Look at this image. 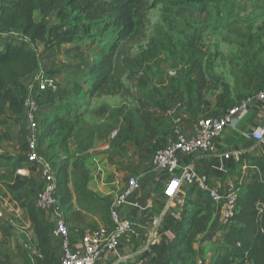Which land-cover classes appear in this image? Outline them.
Segmentation results:
<instances>
[{"label":"trees","instance_id":"1","mask_svg":"<svg viewBox=\"0 0 264 264\" xmlns=\"http://www.w3.org/2000/svg\"><path fill=\"white\" fill-rule=\"evenodd\" d=\"M157 2L150 5L147 0H0V35L5 37L0 44V144L13 141L8 130L10 125L7 115L11 113L17 117L23 116L25 97L22 93L25 87L20 84V80L32 76L39 65L32 45L40 41L46 43L47 47H62L73 44L76 39V34L72 33L59 35L58 31H51L49 34L45 25L35 21L36 12L48 17L57 11L59 16L64 17L66 11L71 10L84 15L91 23L100 22L104 31L110 28L117 31L111 48L89 68L84 80L73 82L75 96L86 95L93 100L130 95L131 88L127 86L126 80L133 83V87L143 89L149 83L147 74L152 73L153 69L161 73L165 55L174 57L182 52L187 59V96L191 101L195 96L197 103L193 102V108L196 112H202L203 107L208 104L206 92L212 89L208 73L212 66L204 34L211 24L214 29L219 28L223 17L221 5L211 0H160L163 4V17L169 22V31L156 32L146 46L140 47V53L134 58L123 54L128 44H139L146 38L144 26L147 13L157 7ZM259 10L260 8H255V11ZM246 11L247 8L239 9L236 21L245 22L247 18H241V14ZM177 20H182L186 27H176ZM89 29L87 26L86 31ZM11 32H18L27 41L12 42L11 36L6 34ZM48 35L54 37L53 42L47 43ZM158 83H164V79L161 77ZM260 85L264 87V82ZM16 91L19 92L18 96L15 95ZM228 94L226 92L219 96L218 110L207 117H221L235 105L228 99ZM146 97L141 99L134 114L123 106L100 108L94 115L109 117L110 120L106 123L102 121L96 125L88 124L87 111L76 114L73 118L68 114L49 117L39 124V146L58 139L61 148L69 151L73 141L75 153L84 155L93 149L98 140L109 143L114 151L124 150V145L129 142L142 147L147 141H156L157 144L151 150L153 154L165 146L166 132L163 133V129L170 106L165 100L155 99L153 102ZM196 117L199 116L196 114ZM117 130V134L111 139L113 132ZM25 145L26 148L22 151L26 154L28 145ZM251 161L261 173V179L255 178L250 185L237 190V209L232 223L234 228L224 230V235L217 244L218 254L210 264H264V161L256 158ZM55 171L57 192L63 212H66L73 207L69 165L64 164L57 169L55 166ZM81 181H85L83 174ZM25 186L26 182L18 176L7 188L14 200L28 210L35 228L38 239L36 263L60 264L53 255L51 229L40 219L37 203L25 202L21 198L20 194ZM216 210V204L207 194L196 186L188 187L184 214L177 234L169 244L163 264H194V261L186 263L182 258H197L196 243L209 230ZM137 234L140 237L137 246L145 245L147 232L138 228ZM0 264H13V261L10 256L1 254Z\"/></svg>","mask_w":264,"mask_h":264},{"label":"crops","instance_id":"2","mask_svg":"<svg viewBox=\"0 0 264 264\" xmlns=\"http://www.w3.org/2000/svg\"><path fill=\"white\" fill-rule=\"evenodd\" d=\"M26 79L20 80V84L25 87L22 93L24 97L29 93ZM15 95L18 96L19 92L16 91ZM257 95L254 93L252 96L248 114L234 128L224 131L212 154H197L183 160L184 166L206 174L210 185L217 188L222 195L232 186L238 190L250 185L255 178L261 179V173L251 161L255 158L264 161V142H257L251 137L252 132L264 128V101L259 100ZM193 100L195 99L192 98L190 103L188 98V105L181 110L178 107L169 108L163 129V133L166 132L165 145L177 132L185 135L195 133L197 117ZM7 116L10 129L14 131L17 128L20 131L18 124L22 122L21 117L11 113ZM117 132L118 130L113 132L111 139ZM12 138L13 141L16 139L15 133ZM11 143L0 144V192L3 196L0 201V255L10 256L13 264H37L35 257L38 253V239L35 228L28 210L14 200L7 186L13 184L16 177H21L26 182L20 194L21 198L25 202L36 203L44 182L36 167L27 163L23 151L17 154L9 152ZM156 144V141H147L142 147H137L129 142L124 145V150L114 151L109 143L104 142L101 145L96 143L84 155L76 154L74 149L72 157L65 156L68 152L64 149L57 153L55 161L59 163L56 169L64 164L69 165L73 207L63 212V219L75 244L80 242L82 235L88 230L110 229L111 203L125 188L129 179L135 178L139 183L132 199L138 206L126 205L120 209V213L132 222L133 231L119 242L115 252L106 255L99 264H163L162 259L167 256L169 244L176 236L184 214L189 186H183L172 200L166 197L169 176L156 170L152 164L151 150ZM76 160H79L77 164ZM82 174L85 181H81ZM216 215L213 214L209 230L196 243L198 262L203 260L210 264L218 254L217 244L224 235V230L234 228L233 224L222 226ZM39 217L52 232L50 210L39 209ZM155 218L159 220L157 226L152 224ZM138 228L147 232L145 245L137 246L140 242ZM50 241L53 255L60 261L61 240L51 234Z\"/></svg>","mask_w":264,"mask_h":264},{"label":"rangeland","instance_id":"3","mask_svg":"<svg viewBox=\"0 0 264 264\" xmlns=\"http://www.w3.org/2000/svg\"><path fill=\"white\" fill-rule=\"evenodd\" d=\"M211 1L220 3L223 17L218 29H214L211 24L204 34L206 50L212 66L208 72L212 81V89L206 92L208 104L203 107L202 112H196L198 118L207 117L218 110L221 94L229 93L228 99L232 100L234 104H238L252 98L254 93L258 94L263 89L260 84L264 82V0ZM147 2L150 5L155 2L158 4L156 8L150 9L147 13L144 26L146 38L139 44L130 43L126 46L123 54L131 58L140 53V47L146 46L156 32L169 31V22L163 17L162 2L160 0H147ZM230 7H234L233 10H230ZM256 7L260 10L255 11ZM243 8H247V11L241 14V18L247 19L245 22H238L236 21L237 12ZM35 21L45 25L49 34L51 31H58L59 35L76 34L75 42L71 45L47 47L46 43L40 41L32 45L37 53L39 65L37 71L26 79V88L30 89L41 73L50 76L58 86L56 92H48L40 97L37 117L39 124L52 116L68 114L70 118H73L74 115L85 111L88 112L86 118L88 124L96 125L102 121L106 123L110 120L109 117L94 115L100 108L105 106L120 108L123 106L134 114L135 109L139 108L141 99L145 96L153 102L155 99L165 100L171 109L178 107L177 109L181 110L185 105H188L189 97L187 96L185 79L187 59L182 52L174 57L165 55L161 65V73L157 69H153L152 73L147 74L149 83L143 89L133 87V83L126 80L127 86L131 88L130 95L123 96L122 94L116 97L93 100L86 95L75 96L73 82L84 80L89 68L111 48L117 31L114 28L104 31V26L100 22L91 23L84 15L74 13L71 10H67L64 17L59 16L57 11L52 12L48 17L36 12ZM87 26L90 27L88 31H86ZM177 26L186 27L182 20L176 21ZM6 34L11 36L12 42L27 41L18 32ZM3 38L5 37L0 35V44L4 41ZM53 38V36L49 37L48 35L47 43L53 42ZM161 77L164 79V83L159 84L158 81L161 80ZM194 99L193 102L197 103L195 96ZM190 103H192L191 100ZM21 119L22 122L18 124L20 131L17 128V131L16 129L13 131L10 126L8 127L11 135L15 133L16 136V139L9 145L11 149L9 152H14V154L26 148V136L29 127L23 116ZM96 143L101 145L104 141L98 140ZM75 148L74 142L71 141L69 151H67L68 155L66 153L65 156L72 157L71 153L73 149L75 151ZM61 149L58 139L42 143L40 146L41 153L49 158L55 166L59 163L55 159ZM165 261L162 259L163 263ZM182 261H186V263L194 261V264H198V259L193 256L190 258L183 257Z\"/></svg>","mask_w":264,"mask_h":264},{"label":"built area","instance_id":"4","mask_svg":"<svg viewBox=\"0 0 264 264\" xmlns=\"http://www.w3.org/2000/svg\"><path fill=\"white\" fill-rule=\"evenodd\" d=\"M57 90L55 81L41 73L23 100V117L29 127L26 136L28 145L26 160L28 164L36 167L44 182L42 191L37 195L36 203L39 209L50 210L52 214L51 234L61 240L60 264H99L106 255L115 252L119 242L133 231L132 222L120 213V209L126 205L138 206L132 202V199L139 183L135 178L129 179L125 188L111 203L112 227L110 229L88 230L82 235L79 243L73 242L71 231L63 219V207L57 192L55 165L41 153L39 146L37 120L39 99L43 94ZM256 97L264 101V87ZM251 101L252 98H249L235 104L221 117L198 118L194 134L185 135L177 132L176 136L163 148L157 149L152 154L153 167L169 176L166 197L172 200L183 186H196L218 206L216 216L225 227L233 223L237 209V188L232 186L226 194L222 195L217 188L210 185V179L206 174L198 173L190 166H184L183 160L185 157L197 154H212L224 131L227 128H234L248 114ZM251 137L257 142H264V128H258L252 132ZM2 198L0 192V201ZM152 224L157 226L159 220L153 219ZM198 264H207V261L199 260Z\"/></svg>","mask_w":264,"mask_h":264}]
</instances>
